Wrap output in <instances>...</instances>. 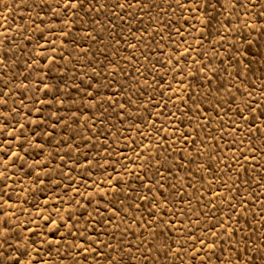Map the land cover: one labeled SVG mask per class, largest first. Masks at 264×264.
Masks as SVG:
<instances>
[{
	"label": "rangeland",
	"instance_id": "374dc122",
	"mask_svg": "<svg viewBox=\"0 0 264 264\" xmlns=\"http://www.w3.org/2000/svg\"><path fill=\"white\" fill-rule=\"evenodd\" d=\"M180 3L0 0V253L262 264L264 0Z\"/></svg>",
	"mask_w": 264,
	"mask_h": 264
},
{
	"label": "snow or ice",
	"instance_id": "6c2138e0",
	"mask_svg": "<svg viewBox=\"0 0 264 264\" xmlns=\"http://www.w3.org/2000/svg\"><path fill=\"white\" fill-rule=\"evenodd\" d=\"M219 2V0H218ZM87 3L89 6L92 7L93 10L95 11H99V8H97V5H99L100 7H103V5H100V0H87ZM209 0H191V6L195 9L197 7H201L204 4H208ZM85 4V0H64V4L62 5L63 8H65L67 11L72 12L73 10H76L77 12L84 7ZM177 4L179 7L184 8L188 5L185 4H181L180 0H177ZM247 5H252L253 7H256V3L255 0H228V3L222 4L221 6L224 8L227 7H232L233 9H237V8H245L247 7ZM123 4H119L117 5V7H123ZM212 7H215V5H211ZM261 8H264V3H261L259 5ZM129 7H132L131 4H129ZM258 16L262 17V23H264V12H260L257 13ZM246 27L248 26L247 24L245 25ZM261 36H264V32L261 33ZM185 55H189V53L185 52ZM177 59V63H179V59L180 57H176ZM195 73H193V76L195 77ZM225 91L230 92V89H225ZM217 92L219 93V89L217 90ZM188 99H193L192 96H189ZM181 100L183 101V97H181ZM199 103H203V101H200ZM199 103L193 99V104L196 105L195 108H190L188 107V105L185 103V109L186 111H182L181 115L187 117L189 113H192L193 116H195L197 119L199 118V115L202 114V110L199 107ZM227 103L226 101L221 100L220 104H224ZM220 104H217L216 107H219ZM250 112L255 111L254 109H249ZM219 114V113H217ZM262 115H264V113H262ZM240 119H245L241 113V115L239 116ZM179 119V118H177ZM160 131H163V125H161L160 129L157 130V132L159 133ZM191 131H195V128L191 129L188 133V135H191ZM213 139H215V137H213ZM162 167L164 166L163 164L161 165ZM183 166V165H181ZM157 175H161V173L159 172V169L157 170ZM162 179L164 178L163 176L161 177ZM158 187L162 188L163 185H158ZM148 191H152V188L149 187ZM161 196L163 199V203L166 206L168 204V198L167 196H165L163 193H153V196ZM141 199H149V197L144 196L141 197ZM153 203H156V201H153ZM115 214V213H114ZM148 222H144L141 226L144 227L146 226ZM166 223V222H165ZM211 231V230H209ZM215 234V233H213ZM227 234V233H226ZM208 235V233H205L204 237H201L197 242L201 243V244H205L206 248H212L213 250L216 247V243L217 241H213L210 244H207L205 242V238ZM230 236V234H227ZM194 237V233L192 234V236L190 238ZM4 243H7V236H5L4 238ZM169 252H171V245H167ZM27 253L25 252H21L19 254V256H13L11 253H8L6 250L3 253H0V264H22L21 261V257L26 256ZM119 255V253H118ZM180 254L177 253V257L179 258ZM87 258V257H85ZM261 261L262 264H264V253L261 254ZM199 259H201L202 264H207V261L209 259V253L205 252L203 257H199ZM30 264V262H29ZM112 264H126L123 256H120L119 260H116L115 258H113L112 260ZM233 264H236V262H233ZM241 264H254V260L251 256H249L247 259H242Z\"/></svg>",
	"mask_w": 264,
	"mask_h": 264
}]
</instances>
